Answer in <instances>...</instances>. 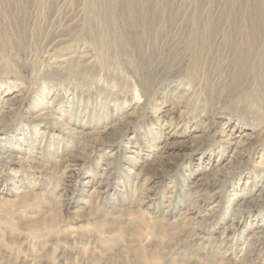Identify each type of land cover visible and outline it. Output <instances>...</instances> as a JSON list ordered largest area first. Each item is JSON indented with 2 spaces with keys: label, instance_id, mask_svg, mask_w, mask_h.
Segmentation results:
<instances>
[{
  "label": "rangeland",
  "instance_id": "374dc122",
  "mask_svg": "<svg viewBox=\"0 0 264 264\" xmlns=\"http://www.w3.org/2000/svg\"><path fill=\"white\" fill-rule=\"evenodd\" d=\"M96 1L0 0V264H264V0Z\"/></svg>",
  "mask_w": 264,
  "mask_h": 264
},
{
  "label": "bare ground",
  "instance_id": "6f19581e",
  "mask_svg": "<svg viewBox=\"0 0 264 264\" xmlns=\"http://www.w3.org/2000/svg\"><path fill=\"white\" fill-rule=\"evenodd\" d=\"M92 3H91V10L93 12H96V9H97V5H96V0H91ZM129 1V0H128ZM124 2V1H123ZM126 6L128 7V11L130 13V15H133L131 16V18H133V20L135 19V14L137 13V5L135 4H132L131 2H129V4L127 3ZM111 10V9H110ZM98 16L103 20V22L106 24V27L107 29H110V27L113 26V24L118 21V18H116V16H114V12L113 11H107L106 14H101ZM103 26V25H102ZM104 27V26H103ZM106 29V28H105ZM106 29V31H107ZM60 40L59 39H55L52 43L51 46L53 47H59L58 49L60 50V52L65 55L68 53V51L65 50L64 46H61L62 43H58ZM108 41V37H107V40L106 42ZM52 47V48H53ZM67 49V48H66ZM94 57L95 55L92 54V53H69L63 57H61V60H71L73 62H77L78 64L80 63L81 67H85L87 69L91 68L93 62H94ZM59 61V60H58ZM62 61V62H63ZM178 85V84H177ZM9 104V103H8ZM167 121V120H166ZM101 183V181H100ZM96 188V187H95ZM95 191V189H94ZM233 222H239V219H238V215L236 214L235 215V219L233 220ZM235 227V225H232L231 226V229Z\"/></svg>",
  "mask_w": 264,
  "mask_h": 264
}]
</instances>
